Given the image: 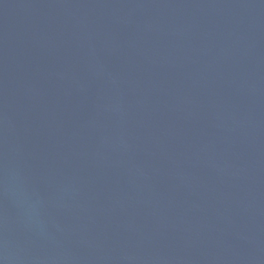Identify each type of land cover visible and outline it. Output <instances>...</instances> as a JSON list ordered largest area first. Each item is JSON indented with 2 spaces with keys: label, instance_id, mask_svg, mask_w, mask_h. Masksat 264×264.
Here are the masks:
<instances>
[{
  "label": "water",
  "instance_id": "95a60500",
  "mask_svg": "<svg viewBox=\"0 0 264 264\" xmlns=\"http://www.w3.org/2000/svg\"><path fill=\"white\" fill-rule=\"evenodd\" d=\"M0 264H264V0H0Z\"/></svg>",
  "mask_w": 264,
  "mask_h": 264
}]
</instances>
